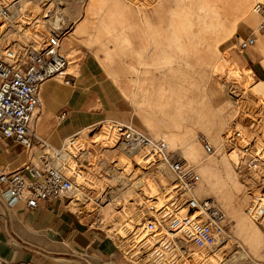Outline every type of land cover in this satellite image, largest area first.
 Here are the masks:
<instances>
[{
	"label": "rangeland",
	"instance_id": "obj_1",
	"mask_svg": "<svg viewBox=\"0 0 264 264\" xmlns=\"http://www.w3.org/2000/svg\"><path fill=\"white\" fill-rule=\"evenodd\" d=\"M65 1H63L64 7ZM81 1L82 3L87 1V4H91V2H93L94 7L89 13L87 22L83 24V26L77 33L70 34L73 23L69 21L64 22V24L68 25L69 29L67 33L62 34L61 51L63 54L67 55L69 60L67 70L71 72V74L78 77L80 66H82L81 64L85 62L86 59H88L89 61H96L98 64H100L99 72L104 76L106 83H108L109 91L112 92L115 96V102L112 104V106L117 110H115V112H104V115H102L101 118H117L123 121H131L134 125L140 128L141 119L136 114L137 103H135V99L134 101H132V97L134 98V95L131 94L132 91L135 90L134 80H126L125 82L123 81V79H121V76L115 78V76L113 77L112 75H110L106 71V69L103 68L104 66H102L99 57L95 53V49L101 46L102 40H104L106 42V45H108L109 41L107 38L112 35L103 34L102 37H100V35L96 33L98 19L96 9L101 5L100 2H103L101 9H105L109 6L111 7L109 1L113 2V0ZM118 1L124 2L126 3V5L122 7V11L113 21H115V23L118 25L125 24L126 26H130L135 22H141L143 20L141 18V15L145 12H147L149 15H154L155 8L163 0ZM183 1L186 2L187 6L190 3V0H178L177 2L182 4ZM255 1L256 0H240V3L243 4V13L241 17L243 15L246 16L252 10V5H254ZM180 4L177 5L180 6ZM192 4L194 5L193 2ZM31 5H33V3ZM38 6L40 7L39 13L35 15L33 14L34 16H32V22L29 25H23L22 29H24L23 31L26 30L25 36L27 37H32V35H35V33L37 32L39 34L41 32L44 33V35H47L49 33V30L51 29L48 26L46 17L44 16L43 7L41 6V4H39ZM63 13L65 14V16H68L69 20V15L64 11ZM181 17L182 16L179 13L175 14L174 19H176V23H178V21H181ZM82 18L84 19V14H82L81 19ZM35 20L37 23V27L33 26V24H35ZM153 21L155 22L157 20L154 19ZM82 23L83 22H81V24ZM257 23L254 25L249 23H236V25L234 26L229 24L226 27V33L223 35V37H220L219 40L216 41L212 37L207 40L209 41V44L204 39L199 40L196 44L199 53L197 54V56L193 51H189V42L186 37L189 36L190 30L187 33L185 32V35L181 36L179 34L181 37V41H178L182 42L181 45L183 46V49H180L175 37V35H178L179 28L177 27V25L173 26L172 28H170L171 31L172 29H174L172 33L173 38L171 39V44L174 45L175 50L171 54L168 50L169 47L166 48L167 52L174 57L170 58L169 54L166 53V58H160L158 60L160 66L166 67L168 69H171L173 67H176V69L179 68L182 73L180 76V80L181 84L183 85V91H181L183 102L181 107L184 110V113H182L181 115L173 112H170L169 115L167 114V116L171 119V124H175L173 121L178 122L179 125L181 123V126L175 125V128L177 129V137L170 139V137H168V134H162L163 137L169 143L170 148L173 149L178 156L184 157L189 163H191L194 166L195 171L200 175L198 168L201 163L199 164V162L189 161L187 159V154L185 153L186 151H189L188 141L191 140V144L193 146L195 145L194 147L198 150V158H207V160L204 161L210 162V166L214 165L212 169L216 175V178L219 181H226L227 184L225 185V192L227 197L230 199L237 198L243 200L241 203V212L243 213V215H245L252 226L256 227L255 231H257L258 238L261 241V246H259L257 250L259 253L257 251H253L251 247L246 244V242L237 234L238 232L236 230L235 218L228 212V206L224 203H221L219 200H216L214 195H210L225 211L228 218L229 236L226 246L228 247L226 250L228 251V253L226 254L227 257L222 254L223 252L217 253L215 252L216 250H213L211 252H208L209 256H205L203 261H195L191 257L182 256L181 260H179L176 264H215V262H219L221 264L225 262L227 264L228 261L230 262V264H253L252 260H257L259 264V262L264 260V227L263 225H258L253 222L248 217V215L245 214V206L250 200L251 192H253V190L251 191V188L253 187L254 189V184H252L251 187V175L254 176L255 173L240 171V152L238 149L233 148V146L227 141L228 135H226L231 126H236V128L240 129L243 133L250 132L253 134V136H257L255 140L257 142V146L264 147V82H262V80H264V53L257 40L254 45L242 51L238 50L234 46L236 37L238 35L244 36L250 31V28H255ZM188 29L190 28L187 27V30ZM6 30L7 31H5V33L3 34L5 42H11L13 40L22 42L23 34L16 32V30H14L12 27H7ZM152 30H154L155 32L159 31L158 36L162 32L160 27L152 28ZM180 33H182V30L180 31ZM256 34L259 38L264 34V28H262L260 31H257ZM44 35L42 34L43 37ZM162 35L164 34L162 33ZM160 40H163V36H160L158 38L159 42ZM145 44L146 40L144 38H140L139 45L142 46ZM159 44L161 45V43ZM224 52L228 53L226 59L222 55ZM102 53L103 52H101V54L99 55L101 56ZM125 54V56L121 57L117 55V52L114 53V57L112 58V66H115V69L122 68L127 71L130 70L131 67L129 65V62L135 60L133 55L135 56L136 53H133L132 56H130L127 52ZM203 54L208 56L207 62L204 61L205 55ZM199 60L202 61V64L198 63ZM188 61H190L189 66L186 64V62ZM256 61H259V64L256 63L254 65L253 63ZM204 62L206 63V67L205 65H203ZM194 76L197 79H195ZM128 78L132 79L133 77L131 78V74L128 73ZM193 78L197 80V86L195 89L196 91L189 89L190 83H193ZM57 79L59 80V82L66 84L63 82L62 78L57 77ZM178 81L179 80L176 76V82ZM71 83H73V80H71L70 84ZM136 85H138V98L140 93L139 85H141V83ZM173 92V90L165 91V100H167V102L171 101L170 94H173ZM194 93L197 96L196 100L198 102L196 108L192 107V111H190L191 107L189 105L191 104L190 101L194 98ZM130 94L131 96H129ZM160 97L161 95L159 96V98ZM176 100L175 103L178 102ZM167 102L166 108H172L173 105ZM173 102L174 99H172L171 103ZM99 106L100 103L98 102L96 108ZM38 112L42 113L41 109L38 108ZM173 117L178 118L173 120ZM205 117L213 118V121H221V125L217 129V132L215 131L212 133L203 128H200L198 122H196V129L192 128L194 126L195 120L200 121V119H203ZM191 128L192 130L190 131ZM87 129L88 130L86 138L82 141L80 140L79 146L77 147L78 149H80L79 151L82 150L80 148L82 147L86 148V150L90 152L86 158L87 160L77 162V156V158H72V162L73 164L75 163V166H77L78 169L76 168V170H80L81 172H83L85 177L87 176V179H89V181L93 184L89 188V190L85 187V191L90 194V198L86 202L85 200L83 201V199L80 200V198L78 200L76 199L73 202L69 203L68 207L69 209L77 213L79 217L88 216L89 226L93 231L97 233V237H99V239L106 238L108 240H112L125 252H127L126 250L130 251V248L127 246L128 236H125V234L122 233H118L117 230L121 231L126 220L135 212V210L140 209V206L136 204V199L141 197L138 196L141 186H133V182L142 180L143 185H146L149 182L155 183V181L159 180L160 174L159 172L156 173L150 168H142L141 166H136L135 164H132V166L129 165V170H127L124 175L120 176L119 174H116L114 171L116 170L117 172H120L122 170L119 167L122 166L121 164H125V162L127 161L126 158L121 154V152L114 150V148H111L110 146H106L104 143H100L102 142V137L100 135L98 136L99 130L97 128L87 126ZM95 133H98L95 136L98 137L97 142L92 141L91 138V136ZM150 135L152 136V134ZM77 136L78 135H76V137ZM159 136L161 135L158 134V136H156L155 138H158ZM201 136H205L211 146L213 145L212 149L214 148L215 150L213 153L210 154L209 151H207L208 153H206V150H203L204 148L202 147L200 142ZM222 137L224 143L222 142ZM17 148V150H20L21 153L22 160L19 163L21 164V162L26 160L27 153L20 144L17 146ZM234 153L235 155H233ZM223 159L226 160L225 162L229 164V167L231 169V182H228V178L226 174H224L225 166L223 163ZM114 164H116V166H114ZM70 172L71 171H69L67 174H70ZM216 173H218L219 176ZM216 178H214V180ZM200 179H202L201 175ZM165 181L167 182V184H170V182L172 181V177L169 178L167 176ZM84 182L85 180L83 182L81 181L80 184H83ZM80 189H82V187ZM100 189L107 190L108 194L106 198L108 197V200H104L105 202L103 201L97 204V202L95 201V197L98 195ZM72 194L73 196L80 197V194L78 192H73ZM132 202L134 204H132ZM107 203L109 204L106 205ZM258 232L260 234H258ZM172 242L182 247L176 249L163 248L161 250L162 254H165L166 256H173L174 254L180 255V250L182 252L184 250L186 251V253H191L196 249V247L191 243H184L178 238H175ZM125 243L127 244L125 245ZM51 244L52 243L48 241H39L37 243H34V245L20 243L19 245L17 244V248L18 252H22L26 261L32 264L57 263L54 257H65L68 260L67 264H88L86 261H88L90 264H98L97 255L99 256L102 254V252L92 244L88 246L86 245V247L84 246L83 249H68L66 247L68 246L67 243H53V245ZM164 244L165 243H163L162 245L164 246ZM25 246H27L28 248ZM131 253L134 254L133 251H131L124 257L120 253L118 257H115V260L112 264H158L160 262L158 261V255H154V251L152 252V249L144 250L141 253L138 252L134 257H131ZM89 254L90 256H88ZM206 258L211 261H208ZM16 262L21 263L23 261H21L19 258H16Z\"/></svg>",
	"mask_w": 264,
	"mask_h": 264
},
{
	"label": "built area",
	"instance_id": "obj_2",
	"mask_svg": "<svg viewBox=\"0 0 264 264\" xmlns=\"http://www.w3.org/2000/svg\"><path fill=\"white\" fill-rule=\"evenodd\" d=\"M27 1L29 3L31 0ZM63 1L65 0L36 1L43 7L46 18L56 16L63 23L58 28L50 27L49 33L45 34L40 43H35L30 36L23 39L22 43L15 40L5 42L3 37L7 31L5 25L14 18L13 9H21L20 0H0V138L19 143L27 153L26 160L17 167L0 170V196L8 206L22 201L25 208L30 210L34 209L40 200L62 198L66 199L69 206L68 197L78 186L83 188L80 200L86 202L90 198V194L85 191V187L89 190L93 185L89 179L86 177L85 182L79 184L76 172L65 174L58 169L55 161L59 149L40 137L35 130L42 83L56 76L62 78L64 83L70 84L71 77L74 76L67 70V55L61 51L62 34L67 33L69 29L62 18L66 17L63 14ZM255 9L262 15L261 22L256 28H250L244 36L236 37L234 46L240 51L254 45L257 31L264 28V0L256 2ZM32 16L34 15L31 12L22 9L18 26L23 28V25H29ZM65 114L67 113L62 112L58 117L63 118ZM88 127L99 130L97 134L102 137L100 143L121 152L127 160L122 166L135 164L158 173L160 166L166 165L172 174V181L166 186L167 189L160 190L161 195H144L143 202L138 205V224L131 222L132 229L124 233L128 236V244L125 245L127 244L130 251L125 252L115 244L123 257L131 251L134 253H131V257H134L138 252L152 249L153 254L158 255V264H176L182 256L190 257V253L184 250H180V255L173 256L161 253L163 248L182 247L172 242L175 238L184 243H191L197 251L203 253L218 249L225 243L229 236L225 211L213 198L197 199L193 195V189L199 180L198 173L183 157L178 156L163 138H155L131 121L117 118H101ZM77 132L66 136L61 144L67 149L71 147V153L73 146H79ZM226 135L227 141L240 152V171L255 173L251 182L254 189L251 188L253 192L246 210L256 224L264 227V147L257 146V136L250 132L243 133L236 126H231ZM200 142L206 151H212V146L205 136L200 137ZM75 157L77 158L75 153H72L71 160ZM158 181H155V184ZM107 194V190L100 189L95 197L97 204L106 201ZM138 227L149 232L155 244L144 243ZM97 259L98 264H112L115 260L111 254L97 255ZM0 264L19 263H13L0 255ZM259 264H264V260Z\"/></svg>",
	"mask_w": 264,
	"mask_h": 264
},
{
	"label": "crops",
	"instance_id": "obj_3",
	"mask_svg": "<svg viewBox=\"0 0 264 264\" xmlns=\"http://www.w3.org/2000/svg\"><path fill=\"white\" fill-rule=\"evenodd\" d=\"M175 1L177 2L178 0H163L155 8L154 15H149L145 12L141 15L143 19L141 22H135L130 26L125 24L118 25L113 21L126 3L113 0V2L109 1L111 7L101 9L103 2H100L101 5L96 9L98 17L96 33L100 37L103 34H112L107 38L109 41L108 45L102 40L101 46L95 49L96 55L99 57L102 66H104L103 68L115 78L121 76V79L125 82L126 80H134L135 90L131 94L134 95L132 101L135 99V103H137L136 114L141 119L140 129L149 132L154 137L158 136V134L161 135L158 138L163 137L162 134H168L170 139L177 137L175 125L181 126V123L179 125L178 122L173 121L175 124H171V119L167 114L169 115L170 112H173L181 115L183 111L181 107L183 102V96H181V91H183V85L180 80L181 70L179 68L176 69V67L168 69L160 66L158 62L160 58L167 57L166 47H169L168 50L171 54L175 50L174 45L171 44L174 29L171 31L170 28L176 25L179 28L178 35H175V37L180 49H183L182 42H179L181 41L180 35H185L190 30L189 36L186 37L189 42V51H193L197 56L199 53L196 44L199 40L204 39L209 44L207 40L210 38L213 37L217 41L220 37H223L229 24L232 26L236 25V23L254 25L260 19V13L252 9L244 18L237 17V21L230 17L225 23L226 27L218 19L215 25L214 10L218 5L216 0H190L188 6L185 1L182 4ZM177 4H180V6ZM238 4H242L240 0H232L234 9ZM93 7V2L87 4V1L82 3L81 0L66 1L64 9L74 22V27L70 34L77 33L83 24L87 22ZM176 13L182 16L181 21H178V23L174 19ZM82 14H84V19H81ZM154 19L157 21L154 22ZM81 22L83 23L81 24ZM159 27L162 32L158 36L159 31H156V33L152 28ZM187 27L190 29L187 30ZM181 30L182 33H180ZM160 36H163V40L159 42L158 38ZM140 38L146 40L145 45H139ZM257 42L264 53V34L259 38L257 37ZM101 52L103 53L100 56ZM116 52L121 57L125 56L126 52L130 56L136 53L135 56L133 55L135 60L129 62L131 67L129 71L122 68L115 69V66H112V58ZM227 54V52L222 54L225 59ZM169 57L172 58L174 56L169 54ZM207 57V55L204 56L205 62H207ZM205 62L203 65L206 67ZM198 63L202 64V61L199 60ZM256 63L259 64V61L253 64L255 65ZM186 64L189 66L190 61L186 62ZM81 65L79 76L76 77L74 75L71 77L73 80L72 84H63L59 82L56 76H53L44 81L41 86L39 109H41L42 113L38 112L35 130L38 135L44 137L50 144L56 145H53L54 147L61 146L66 136L101 119L104 112H115L116 110L112 106L115 102V96L109 91L108 83H106L104 76L99 72L100 64L86 59ZM128 73L131 74L132 79L128 78ZM176 76L179 80L178 82H176ZM195 76L194 78L197 79ZM195 79L193 83H190L189 87L193 91H196L197 86V80ZM138 82L141 85H139L140 93L137 98L138 85L136 84H139ZM167 90L174 91L173 94H170L171 101L174 99L173 103L165 100V91ZM160 95L161 97L159 98ZM196 99L197 96L194 93V98L189 105L191 107L190 111H192V107L196 108L198 102ZM175 100L178 102L175 103ZM98 102L100 106L96 108ZM166 102L173 105L172 108L169 107L173 111L166 108ZM62 112L67 114L63 118H59L58 116ZM176 118L173 117V120ZM212 119L207 117L200 119V124L198 125H200V128L210 131L214 122L218 123V129L221 121H213ZM196 122L198 120H195L192 127L194 129L197 127ZM18 145L19 143L10 139L0 138V170L12 169L18 166L22 160L20 150H17ZM72 197L73 194L68 197V203L74 201V199H71ZM97 236V233L89 226L88 216L79 217L77 213L69 209L65 198L40 200L34 209L29 210L25 208L22 201L17 202L13 206H8L5 199L0 196V255L13 263H17L16 258H19L23 261L19 264H32L26 261L21 251L18 252L17 244L34 245V243L39 241H48L52 243L51 245L53 243H67L68 246L66 247L68 249H83L84 246L92 244L104 255L111 254L114 258L119 256L120 252L112 240L99 239ZM54 259L57 262L54 264L68 263L65 257H54Z\"/></svg>",
	"mask_w": 264,
	"mask_h": 264
},
{
	"label": "bare ground",
	"instance_id": "obj_4",
	"mask_svg": "<svg viewBox=\"0 0 264 264\" xmlns=\"http://www.w3.org/2000/svg\"><path fill=\"white\" fill-rule=\"evenodd\" d=\"M37 0H31L29 3L27 0H20L19 4L21 6V9H19L18 7L14 8L13 9V17L14 18H11L8 22V25H5V27H12L14 30H16V32L20 33V34H23L22 36V39H26L27 36H25V31H23L24 29H22V27H19L17 22L19 21L20 17V13H21V10L25 8V10L31 12L32 14H38L39 13V4L36 2ZM66 1H69V0H66ZM66 1H65V5H66ZM258 1H261V0H256L254 2V5H252V9L253 11L255 12H258L260 13L258 10L255 9V3L258 2ZM216 2H218V5H217V8H215L214 12V17H215V25H216V20L218 19V21L221 23L222 22V25L224 26L225 23H227L226 21L230 18V17H233L234 21H237V17H241L242 13H243V4H238L237 7H235L234 9V6L232 5V0H216ZM33 3V5H31ZM216 6V5H215ZM65 8V7H64ZM246 8V7H245ZM64 12L65 9H63ZM251 12V11H250ZM249 12V13H250ZM64 14V13H63ZM244 16V15H243ZM242 16V17H243ZM63 18V21H69L72 24V30H73V26H74V22L72 21V19L70 18L69 16V20H68V16L66 15V18L65 17H62ZM261 19H262V15L260 13V19L257 23V25L255 26V28L259 25V23L261 22ZM37 20V19H36ZM36 20H35V24H33V26L37 27V23H36ZM47 20V23H48V26L49 27H52V28H58L62 25V21L60 19H58V17L56 16H50V17H47L46 18ZM226 27V25H225ZM72 30L70 31L72 33ZM42 34L44 35V33H41L40 34L37 32L35 33V35H32V39L35 43H40L44 37L42 36ZM45 36V35H44ZM29 37V36H28ZM219 92V91H218ZM220 94V93H219ZM222 97V96H221ZM216 100V99H214ZM222 100V99H221ZM221 102V101H220ZM216 103V102H215ZM214 103V104H215ZM219 103V102H218ZM213 104V105H214ZM203 109V108H202ZM205 109V108H204ZM202 111V110H201ZM182 113H184V110L182 111ZM181 113V114H182ZM186 115V114H185ZM183 117V116H182ZM185 118V117H184ZM190 119V118H189ZM198 124H200V122L198 121ZM217 127H218V123H214L213 122V126H212V130H208V132H217ZM148 129V128H147ZM87 126H84L82 128H80L78 130V132L76 133L77 138L78 139V143L80 142V140L82 141L83 139L86 138L87 136ZM150 130V129H148ZM215 134V133H214ZM97 135V133L93 134L91 136L92 138V141L94 142H97L98 140V137H95ZM95 137V138H94ZM163 138L166 142L167 140L164 138V137H161ZM188 140V139H186ZM185 140V141H186ZM188 145H189V151H186L185 153L187 154V159L189 161H195V162H199L200 166L198 168L199 172H200V175L202 176V179H200V175H199V180L197 181L198 183H196L194 189H193V195L198 198H203V197H208V198H213L212 196L210 195H214V197L216 198V200H219L221 203H224L228 206V212L230 214L233 215V217L235 218V225H236V230H237V234L246 242V244H248L251 249L253 251H257L259 246H261V241L259 240L258 238V235H257V231H255V228L256 227H253L252 224L247 220V218L245 217V215H243V213L241 212V203L243 200H240V199H230L227 197L226 195V190H225V185L227 184L226 181H219L217 178H216V175L215 173L213 172V169L212 167L214 166H210V162L208 161H204V160H207L204 159V158H198V150L191 144V140L188 141ZM222 142L224 143L223 141V137H222ZM168 143V142H167ZM169 144V143H168ZM62 146V145H61ZM59 146V147H56L59 149V155L55 161V165L58 169L62 170L65 174H67L69 171H74L76 172L78 175H77V178H78V182L80 184V182L84 181L86 179L85 175L83 172H81L80 170H76L77 166H75V163L73 164L72 160H71V157H72V153L74 155L75 153V156H78V161H82V160H87V156L89 155V151L86 150V148H81L82 150L79 151L80 149L77 148V145L76 146H73V150H72V153L70 152L71 151V147L70 148H66L64 146ZM213 146V145H212ZM205 151V149H203ZM215 150L214 148L212 149V151H209V153H213ZM206 153H208L207 151H205ZM231 152V151H230ZM235 155V153L233 154ZM238 157V156H237ZM184 158V157H183ZM185 159V158H184ZM186 160V159H185ZM238 160V159H237ZM187 161V160H186ZM218 161V160H217ZM226 160L223 159V163H224V171L227 176V180L228 182L232 181V176H231V169L229 167V164H227L225 162ZM187 163L192 166V168L194 169V166L189 163L187 161ZM218 163V162H216ZM215 163V164H216ZM236 163V162H234ZM197 164V163H196ZM129 167L130 166H126V167H123V166H120L119 168H121L122 170L120 172H117L116 170L114 171L116 174H119L120 176L124 175L125 172H127V170H129ZM161 167V171L159 172L160 174V178H159V181L158 183H148L146 185H143L142 183V180L140 181H135L133 182V186H141L140 187V192L138 193V196H141L139 198H137V202L136 204L139 205L141 204L143 201V198L144 195H157L159 194L160 190L162 189H167V182L165 181L166 177L168 176L169 178L172 177V174L170 173V171L167 169V166L166 165H163V166H160ZM78 169V168H77ZM117 169V168H116ZM168 170V171H167ZM195 170V169H194ZM216 170V169H215ZM218 175V173H216ZM89 176V175H88ZM164 176V177H163ZM166 176V177H165ZM219 176V175H218ZM234 176V175H233ZM253 177V175H251ZM222 177V176H220ZM235 177V176H234ZM214 178H216L214 180ZM255 178V177H254ZM226 179V178H225ZM81 187L78 186L76 187V189L73 191V192H78L81 195H83V188L80 189ZM231 188V187H230ZM229 188V189H230ZM233 188V187H232ZM231 190V189H230ZM229 190V191H230ZM161 195V194H159ZM75 197V198H74ZM79 196H73L71 199H78ZM108 200V199H107ZM215 201V200H214ZM216 202V201H215ZM217 203V202H216ZM249 203V201H248ZM247 203V205H248ZM109 203H107L106 205H108ZM132 204H134L132 202ZM218 204V203H217ZM219 205V204H218ZM247 205L245 206V214L248 215V217L251 219V217L249 216V214L247 213V210H246V207ZM102 206V205H101ZM105 206V205H104ZM103 206V207H104ZM220 206V205H219ZM135 208V207H134ZM139 218H140V210H135V212L126 220V222L123 224V229L121 231L117 230L118 233H126V232H129L130 229H132V223H135L134 225L138 224V221H139ZM252 220V219H251ZM103 221V219H102ZM253 221V220H252ZM254 222V221H253ZM139 232H140V238L141 240H143L144 243H146L147 245H153L155 244L154 240H153V237L152 235L147 232V231H142V229L140 227H138L137 229ZM258 234H260L258 232ZM228 240V239H227ZM225 241V243L223 245H221L220 248L218 249H214L215 252L217 253H220V252H223L222 254L225 255V257H227V253L228 251L226 247L227 246V243L228 241ZM242 240V241H243ZM263 246V245H262ZM222 249V250H221ZM214 252V253H215ZM251 252V251H250ZM258 252V251H257ZM261 252V251H260ZM148 253V252H147ZM213 253V254H214ZM259 253V252H258ZM189 256L193 259V260H197V261H203V259L205 258V256H209L208 253H203V252H199L197 251L196 249L194 251H192ZM211 256V255H210ZM218 256V255H217ZM216 257V256H215ZM217 258V257H216ZM207 259V258H206ZM208 260V259H207ZM229 260V259H228ZM206 261V260H205ZM208 261H211V260H208ZM207 262V261H206ZM205 262V263H206ZM227 262V261H226ZM219 263V262H218ZM215 262V264H218ZM252 263L253 264H258L257 260H252ZM221 264V263H219ZM222 264H226L225 262H223ZM227 264H230V262L228 261Z\"/></svg>",
	"mask_w": 264,
	"mask_h": 264
}]
</instances>
